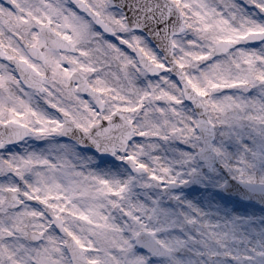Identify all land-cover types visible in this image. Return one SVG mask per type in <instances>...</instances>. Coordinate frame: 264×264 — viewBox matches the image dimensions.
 Here are the masks:
<instances>
[{"label": "snow or ice", "instance_id": "1", "mask_svg": "<svg viewBox=\"0 0 264 264\" xmlns=\"http://www.w3.org/2000/svg\"><path fill=\"white\" fill-rule=\"evenodd\" d=\"M0 264H264V0H0Z\"/></svg>", "mask_w": 264, "mask_h": 264}]
</instances>
